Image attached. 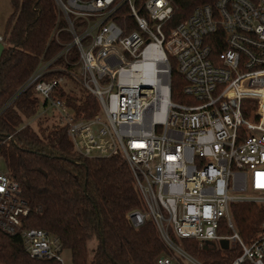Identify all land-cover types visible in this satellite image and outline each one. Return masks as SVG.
Returning <instances> with one entry per match:
<instances>
[{"label": "built area", "instance_id": "built-area-1", "mask_svg": "<svg viewBox=\"0 0 264 264\" xmlns=\"http://www.w3.org/2000/svg\"><path fill=\"white\" fill-rule=\"evenodd\" d=\"M53 1L57 25L65 23L54 39L65 31L72 40L52 60L42 57L18 92L33 88L40 97L36 119L52 113L81 157L126 160L143 200L128 222L135 229L153 222L169 250L156 264H204L174 239L212 251L226 241L222 251L241 253L232 264H264V222L245 243L231 212L240 202L264 205V0L200 6L168 35L169 0ZM61 59L70 69L57 67ZM173 64L186 103L172 100ZM54 72L63 75L46 79ZM75 84L99 101L89 120L54 96ZM29 214L18 184L0 169V229L19 235L30 257L63 264L58 237L23 228Z\"/></svg>", "mask_w": 264, "mask_h": 264}, {"label": "trees", "instance_id": "trees-1", "mask_svg": "<svg viewBox=\"0 0 264 264\" xmlns=\"http://www.w3.org/2000/svg\"><path fill=\"white\" fill-rule=\"evenodd\" d=\"M146 1L137 0V6ZM169 1L175 12L164 25L167 35L196 8L214 5L217 0ZM10 7L4 34H0L7 41L0 60V160L29 207L23 228L44 230L58 237L64 251L71 253L72 264H156L169 250L153 222L139 229L128 222V214L142 209L143 200L126 160L121 156L81 157L68 137L67 127L53 115L36 119L43 105L34 89L18 93L42 57L52 60L62 51V44L72 40L65 31L54 39L53 33L65 27L63 21L57 25L59 14L54 1L10 0ZM127 11L124 8L121 13ZM130 23L133 30L135 23ZM59 66L70 69L64 59L59 60ZM62 75L54 72L46 79ZM184 86L173 64V101H189L183 94ZM74 87L77 90L60 87L54 96L65 100L78 119L93 118L101 111L99 101L79 85ZM231 212L238 234L245 243H251L261 231L264 205L240 202L232 205ZM93 241L95 247L90 254ZM174 241L204 264H232L241 254L200 249L194 240ZM0 264L61 263L30 257L19 235L0 229Z\"/></svg>", "mask_w": 264, "mask_h": 264}, {"label": "rangeland", "instance_id": "rangeland-1", "mask_svg": "<svg viewBox=\"0 0 264 264\" xmlns=\"http://www.w3.org/2000/svg\"><path fill=\"white\" fill-rule=\"evenodd\" d=\"M10 13H11L10 0H0V34L1 35L4 34V26ZM6 44L7 41L5 40L4 45L6 46ZM51 115L52 113H50V116ZM0 169L2 172H5L4 164L1 160H0ZM94 247H95V242L93 241L89 244L90 254H92ZM180 247L182 246L180 245ZM221 248L222 247L220 243L215 244V249L221 250ZM62 258H63V264H72L71 253L68 250L63 252Z\"/></svg>", "mask_w": 264, "mask_h": 264}, {"label": "water", "instance_id": "water-1", "mask_svg": "<svg viewBox=\"0 0 264 264\" xmlns=\"http://www.w3.org/2000/svg\"><path fill=\"white\" fill-rule=\"evenodd\" d=\"M4 50H5V45L0 42V60H1L2 56H3ZM221 246H222V249H224V250L228 249V243L226 241L225 242L223 241L221 243Z\"/></svg>", "mask_w": 264, "mask_h": 264}]
</instances>
